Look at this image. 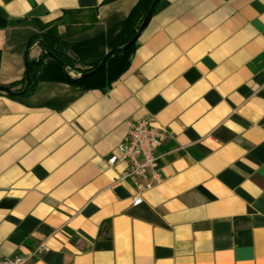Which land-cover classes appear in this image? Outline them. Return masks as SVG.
Segmentation results:
<instances>
[{
	"label": "crops",
	"instance_id": "1",
	"mask_svg": "<svg viewBox=\"0 0 264 264\" xmlns=\"http://www.w3.org/2000/svg\"><path fill=\"white\" fill-rule=\"evenodd\" d=\"M141 1L0 0V83L24 77L43 50L30 37L51 27L97 60ZM130 53L104 87L45 56L31 93L0 91V258L264 264V0H159ZM148 117L166 131L160 180L133 204L116 145Z\"/></svg>",
	"mask_w": 264,
	"mask_h": 264
},
{
	"label": "trees",
	"instance_id": "2",
	"mask_svg": "<svg viewBox=\"0 0 264 264\" xmlns=\"http://www.w3.org/2000/svg\"><path fill=\"white\" fill-rule=\"evenodd\" d=\"M152 0H142L139 2L134 9H132V15L136 10H139V16L137 21L131 25L130 28L123 31V34L120 38H118L116 45L125 44L129 38L136 33V30L143 19L144 14L148 10ZM32 41H41L43 50L40 56L37 59L26 58L25 60V74L24 77L19 80L8 84L10 88H13L17 85H20L21 89L25 83V76L29 75L30 81L28 84V89L24 94H29L35 89V84L41 78L46 68L43 59L49 57L56 65H58L59 69H62V66L73 67L75 63L79 62V49H82V46L76 43H70L63 39L54 28H49L47 31L43 33H39L30 37L29 42ZM115 45H112L114 47ZM135 43L130 45L125 50H119L116 53H112L104 67L96 71L94 74L89 77L81 78V77H70L69 75L63 73V78L66 79L69 83L79 87H86L91 85H100L107 86L110 85L114 78L122 72L129 63V57L131 55ZM111 47V48H112ZM47 52H51L52 56ZM102 58V57H101ZM101 58H98L95 61L86 63L90 65L88 68L83 69L82 72L90 71L95 68L100 62ZM107 75V76H105ZM102 81V82H101ZM101 83V84H100Z\"/></svg>",
	"mask_w": 264,
	"mask_h": 264
},
{
	"label": "built area",
	"instance_id": "3",
	"mask_svg": "<svg viewBox=\"0 0 264 264\" xmlns=\"http://www.w3.org/2000/svg\"><path fill=\"white\" fill-rule=\"evenodd\" d=\"M166 135V131L154 125L151 117L138 119L130 123L123 139L116 145L120 159L127 162L118 180L129 181L135 190L133 204L142 201L141 191L151 189L160 180L159 175V146ZM117 155L107 158V163L117 162ZM45 243L37 247V251L46 249ZM0 264H25V257L16 254L0 258Z\"/></svg>",
	"mask_w": 264,
	"mask_h": 264
},
{
	"label": "water",
	"instance_id": "4",
	"mask_svg": "<svg viewBox=\"0 0 264 264\" xmlns=\"http://www.w3.org/2000/svg\"><path fill=\"white\" fill-rule=\"evenodd\" d=\"M158 1L159 0H152L151 1L150 5L148 7V10L144 14L143 19L141 20V22H140V24H139V26H138V28L136 30V33L131 37V39L129 38V40L123 45H116L115 44L114 47L110 48L108 51H106V53H104V55L102 56L100 62L98 63V65L95 68L91 69L90 71L88 70L87 72L81 73L79 75V77H81V78H85L87 76L89 77L90 75L94 74L96 71H98L99 69H101L102 67L105 66L108 57L112 53H114V52L116 53L119 50H125L130 45L134 44L135 41L140 36V33L142 32L144 27L147 25V23L151 19V16H152V14H153V12H154V10L156 8V5H157ZM40 43L42 44L41 41H40ZM47 53L52 56L51 52H47ZM26 58H27V54H26ZM29 81H30L29 75H26L25 76L24 86L21 89L18 88V90L12 89L8 85L0 83V91L6 92V93L11 94V95H18L19 96V95H21V94H23V93H25L27 91Z\"/></svg>",
	"mask_w": 264,
	"mask_h": 264
},
{
	"label": "rangeland",
	"instance_id": "5",
	"mask_svg": "<svg viewBox=\"0 0 264 264\" xmlns=\"http://www.w3.org/2000/svg\"><path fill=\"white\" fill-rule=\"evenodd\" d=\"M111 47H112V46H110L109 48H111ZM102 55H103V54H102ZM102 55H101L99 58H101ZM77 65H79V66H77ZM89 66H90V65H88V64L86 65V64H83V63H81V62H77V63H75L74 68H73V67H67V66H64V68H63L62 70H63L64 73H66L67 75H68L69 72H71V73L74 74L73 77H79V75H80L81 73H84V72H82V70L88 68Z\"/></svg>",
	"mask_w": 264,
	"mask_h": 264
}]
</instances>
